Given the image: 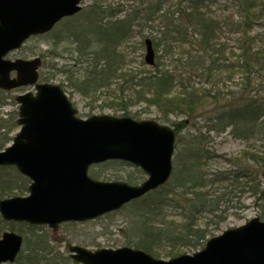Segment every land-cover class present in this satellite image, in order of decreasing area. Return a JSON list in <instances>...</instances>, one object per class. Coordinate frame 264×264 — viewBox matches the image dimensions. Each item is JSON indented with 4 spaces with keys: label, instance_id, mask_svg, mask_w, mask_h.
Segmentation results:
<instances>
[{
    "label": "trees",
    "instance_id": "16d2710c",
    "mask_svg": "<svg viewBox=\"0 0 264 264\" xmlns=\"http://www.w3.org/2000/svg\"><path fill=\"white\" fill-rule=\"evenodd\" d=\"M263 21L264 0H133L129 6L93 0L50 32L29 39H40L47 46L37 55L41 59L40 82L54 79L51 72L56 70L51 63L69 55L79 66L77 73L64 63L57 75L75 91L86 97L109 91L114 81L127 84L130 94L118 102L121 117L140 120L139 115L122 108L124 105L153 108L158 120L170 124L176 134L175 150L185 139L183 150L173 159L169 181L125 205L132 209L124 246L156 259L166 248L169 252L179 247L196 250L208 236V224L225 220V210L220 209L228 201L226 194L212 196L204 190L224 180L218 176L209 179L200 170L208 157L206 134L228 131L250 148L241 158L264 172V32L255 31ZM59 24L62 31L55 33ZM145 39L151 41L157 61L150 70L126 74L127 50L141 49ZM17 117L12 91L0 90V151L11 143L18 129ZM122 165L126 164L105 162L90 167L88 174L100 179L103 175L97 169L119 171ZM135 170L138 174L128 175L126 183L135 185L143 176ZM250 170L241 167L242 173L237 176L236 172L235 179L249 178L245 186L256 201L264 202V191ZM28 185L29 180L13 166H0V200L23 196ZM171 211L180 223L167 220ZM205 219V227L197 225ZM23 226L34 238L23 237L15 264H67V257L53 252L45 232H34L38 227L0 218V235L7 229L22 232Z\"/></svg>",
    "mask_w": 264,
    "mask_h": 264
},
{
    "label": "water",
    "instance_id": "95a60500",
    "mask_svg": "<svg viewBox=\"0 0 264 264\" xmlns=\"http://www.w3.org/2000/svg\"><path fill=\"white\" fill-rule=\"evenodd\" d=\"M82 0H0V90L33 87L15 97L18 131L0 151V166H13L30 184L28 195L0 200L7 222L47 226L94 220L164 185L172 170L175 133L154 120L135 121L108 115L76 117L59 85L39 82L41 60L7 59L32 36L43 35L63 18L81 10ZM144 62L154 65L149 39ZM120 161L140 169L137 185L103 182L88 176L93 165ZM22 237H0V264H14ZM78 264H264V221L253 218L207 240L192 255L168 261L127 247L88 250L69 246Z\"/></svg>",
    "mask_w": 264,
    "mask_h": 264
},
{
    "label": "rangeland",
    "instance_id": "374dc122",
    "mask_svg": "<svg viewBox=\"0 0 264 264\" xmlns=\"http://www.w3.org/2000/svg\"><path fill=\"white\" fill-rule=\"evenodd\" d=\"M93 0H82L81 7L82 9L86 8L90 5ZM109 4L118 3L123 6H129L132 4L133 0H107ZM217 2V1H216ZM220 5V4H219ZM264 22V21H263ZM62 24H59L55 28V33H60L62 31ZM256 32H264V24H258L255 28ZM144 34H147L146 32ZM137 40V39H136ZM136 40L132 41L133 46L136 44ZM47 49L46 44L43 43L40 39H32L24 43V45L18 50L10 53L7 58L10 60L14 59H32L34 57H38L39 53L44 52ZM133 51L127 50L129 55V63L125 67L126 74L132 75L136 71L140 70H150L152 66H148L144 63L145 56V45H142L141 49L135 50V47L132 49ZM158 55H156L157 57ZM154 54V62L157 61ZM63 59L59 61L54 60L51 64L55 65L56 72H51L52 75H56L54 79L49 81L50 84L59 85L67 98L71 102L72 106L77 110V117L80 119H87L91 116H100V115H108L113 117H121L122 110H119V100L123 97H126L130 94L127 88V84L120 83L119 81H114V83L109 87V91L103 90L97 92L95 95L91 94V96H82L80 93L75 91L72 86L65 81V79L57 75L58 69L62 64L68 65V68L73 72L77 73L79 66L75 65L73 61L70 60V56L63 54ZM46 60V64H48V59ZM44 60V61H45ZM64 60V61H63ZM165 64L167 60H160ZM141 62L144 66H141ZM57 64V65H56ZM72 66V67H69ZM170 68V67H167ZM127 78V77H126ZM25 91L34 92V88L28 87L25 89L17 90L12 92V95L15 97L18 94L24 93ZM127 107L129 114H137L140 116V120H154L161 125L172 127L168 123H162L158 120L159 116L153 108H146L141 104L134 105H124L122 108ZM15 108V107H14ZM174 121V118H171ZM187 131H182L181 135L185 136ZM207 140L205 141V148L208 150V157L203 160L200 168L201 172L207 176L209 179L219 177H223V181L213 182L212 185L207 186L204 190L209 191L212 196H217L222 193H225V200H228L226 204L221 205V211H224L225 220L223 222L215 224H208L207 228L208 236L203 242V246L195 249H186V248H176L171 252V256H169V249L160 251V256L158 259L168 261L171 258L180 256V255H192L203 249L207 240L212 237H217L221 235L224 231L237 228L252 220L253 218H260L262 211H264V202L256 201L255 197L252 195V191H250L246 186V181L249 178L246 177H237L235 179V173L238 172L237 176H240L242 171L240 168H249L250 171L254 173L256 180L260 183V188L264 191V175L263 170H257V165L254 163H247L241 158L242 152L248 151L245 148V144L239 140L233 139L228 131L222 134L210 133L206 134ZM183 142L179 143L176 150L174 149L173 158H172V166L174 168L173 159L176 157V153H180L182 151L181 145L185 142V139H182ZM257 148V146H255ZM176 154V155H175ZM135 167L130 165H122L119 168V171H115V169L110 168H102L97 169L98 172L103 175V178L98 180L103 182H126V177L128 175L135 176L138 174ZM174 171V169H173ZM258 171V172H257ZM118 177V180L115 179ZM145 176H141V178L137 181V184L141 183L144 180ZM171 178V177H170ZM136 184V185H137ZM27 194H24L25 196ZM132 208L122 207V209L100 217L98 219L83 222V223H64L57 227L55 231L51 230L46 226L38 227L37 230H34L35 233L41 234L45 232L49 240V245L53 252L58 255L65 256L69 259L67 264L71 263V259L69 257V252L67 251V246L69 245H79L89 250L95 249H117L124 246V240L126 235L129 233V219L131 216ZM175 211H171V216L168 217V221H172L175 224L180 223V218L175 215ZM205 220H201L197 222L201 228L206 225ZM17 224V223H16ZM8 230V229H7ZM5 230V231H7ZM23 231L22 237H33L30 232L27 231L26 227L21 228Z\"/></svg>",
    "mask_w": 264,
    "mask_h": 264
},
{
    "label": "bare ground",
    "instance_id": "6f19581e",
    "mask_svg": "<svg viewBox=\"0 0 264 264\" xmlns=\"http://www.w3.org/2000/svg\"><path fill=\"white\" fill-rule=\"evenodd\" d=\"M11 223H13V222H11ZM18 225H22V224H24L23 222L22 223H17ZM26 225H29V224H26ZM23 227H26V226H23ZM22 231V230H21ZM12 232H14V233H16L17 235H19L20 237L22 236V234H23V231L22 232H19V233H17V232H15V231H12ZM23 244H24V239H23V237H22V242H21V249H22V247H23ZM21 249H20V251H21ZM19 251V252H20ZM19 254V253H18ZM18 256V255H17ZM17 258V257H16ZM16 260V259H15ZM15 260H14V264H15Z\"/></svg>",
    "mask_w": 264,
    "mask_h": 264
}]
</instances>
